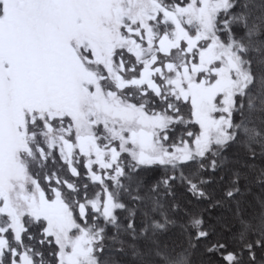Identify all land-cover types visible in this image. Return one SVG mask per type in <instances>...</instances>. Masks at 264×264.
Returning a JSON list of instances; mask_svg holds the SVG:
<instances>
[{"label":"snow or ice","instance_id":"snow-or-ice-1","mask_svg":"<svg viewBox=\"0 0 264 264\" xmlns=\"http://www.w3.org/2000/svg\"><path fill=\"white\" fill-rule=\"evenodd\" d=\"M0 264H264V0H0Z\"/></svg>","mask_w":264,"mask_h":264}]
</instances>
